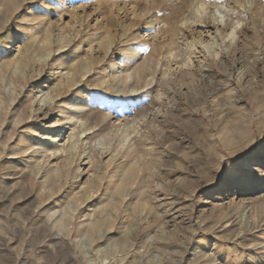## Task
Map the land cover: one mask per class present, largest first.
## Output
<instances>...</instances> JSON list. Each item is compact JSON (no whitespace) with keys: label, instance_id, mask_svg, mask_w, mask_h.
Segmentation results:
<instances>
[{"label":"rangeland","instance_id":"374dc122","mask_svg":"<svg viewBox=\"0 0 264 264\" xmlns=\"http://www.w3.org/2000/svg\"><path fill=\"white\" fill-rule=\"evenodd\" d=\"M200 1L0 0V264H264V0Z\"/></svg>","mask_w":264,"mask_h":264},{"label":"bare ground","instance_id":"6f19581e","mask_svg":"<svg viewBox=\"0 0 264 264\" xmlns=\"http://www.w3.org/2000/svg\"><path fill=\"white\" fill-rule=\"evenodd\" d=\"M122 1V0H121ZM218 0H202L200 2H198L196 5H195V8L192 12V15H191V18L189 19V21H185L184 23H181V27H187V26H195L197 23L199 24H203L205 19H206V16L208 15V10H209V7L210 5H212L213 3L217 2ZM112 2V1H111ZM114 5L118 6V4L120 3V1H115L113 2ZM112 3V4H113ZM124 4L122 5H125L128 3V1H124L123 2ZM110 4V3H109ZM111 6V5H110ZM113 6V5H112ZM215 6V5H214ZM115 7V6H114ZM123 7V6H122ZM217 7V5H216ZM112 9V8H111ZM132 10H135L136 8L134 6L131 7ZM213 9V8H212ZM211 9V10H212ZM219 9V8H218ZM217 10V8H216ZM121 11V10H120ZM65 12V11H64ZM65 14V13H64ZM210 14V13H209ZM66 16V15H65ZM147 16V15H146ZM62 17V15H60V18ZM143 17H144V14H143ZM155 22V21H154ZM157 23V22H156ZM157 25V24H155ZM154 25V26H155ZM163 26H166V25H163ZM159 27V26H158ZM192 28V27H191ZM151 29V28H150ZM161 29V28H160ZM165 29V28H164ZM162 30V29H161ZM152 32V31H150ZM162 33V32H161ZM164 34V33H163ZM162 34V35H163ZM104 41V40H103ZM105 41H108V40H105ZM104 43V42H103ZM107 43V42H106ZM110 46V45H109ZM138 51H136V53H134V55L132 57H136L137 56V53ZM140 53V52H139ZM140 55V54H139ZM138 57V56H137ZM137 59V58H136ZM130 63V62H129ZM122 68V66H121ZM124 68V67H123ZM126 71V69H125ZM132 72V71H131ZM130 73V72H129ZM126 74V73H125ZM131 75V74H130ZM131 79V78H130ZM89 103V102H88ZM83 106V105H82ZM55 139V138H54ZM54 141H51V144L53 143ZM53 145V144H52Z\"/></svg>","mask_w":264,"mask_h":264}]
</instances>
